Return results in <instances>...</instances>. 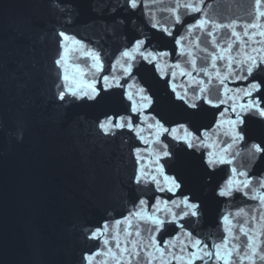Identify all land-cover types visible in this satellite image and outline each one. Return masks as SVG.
Instances as JSON below:
<instances>
[{
    "label": "water",
    "instance_id": "water-1",
    "mask_svg": "<svg viewBox=\"0 0 264 264\" xmlns=\"http://www.w3.org/2000/svg\"><path fill=\"white\" fill-rule=\"evenodd\" d=\"M92 2L63 0L61 6L64 10L60 11L53 0H0V264H83L85 252L102 248L101 242L86 238L87 231L106 220L110 229L115 230L112 221L121 219L132 207V201L140 195L135 191L138 186L130 181L136 167L130 148L148 146L132 138L130 133L118 134L114 139L100 138L84 123L94 122L103 111L123 112L125 104L120 101V90H114L117 95L97 108L69 106L61 110L57 107L55 84L59 82L61 72L54 64L59 52L57 33L66 31L76 39H83L89 47L103 48L106 74L117 50L129 44L134 36H147L146 47L170 51L169 64L183 60L177 55L175 37L185 34L187 29L178 25L173 35L167 36L151 28V22L140 18L138 13L133 17L135 23L106 33L104 25L110 20L99 19L92 10ZM207 3L211 7L205 11L217 21L228 23L238 20L240 26L236 31L241 34V40H247L243 36L242 25L251 18L254 0H207ZM162 6H166V0L165 4L155 5L153 10ZM261 7L264 10V4ZM160 15L157 12V16ZM184 19L185 24H190L194 18L188 15ZM260 23L264 24V18ZM221 31L228 32L227 29ZM233 40V53L243 48L249 54L257 55L251 49L264 47L251 40L247 45L236 42L235 38ZM66 43L70 47L69 65L78 64L83 78L91 79L94 70L89 68L90 61L82 55L84 49L80 45ZM260 54L264 55V52ZM239 59H244L243 51ZM200 63L198 60V66ZM225 63L217 61L222 73ZM161 67L168 70L163 63ZM233 67L239 71L235 64ZM68 72L77 74L73 67H68ZM135 75L141 85L144 79L153 83L167 103L163 82L155 83L158 77L152 65L140 62ZM193 75L207 82L202 73ZM180 82L177 75V83ZM225 83L229 89L236 90L246 88L249 81L233 77ZM213 84H218V81L214 80ZM255 95H264V92ZM234 99L243 103L246 98L239 92L235 93ZM231 103L209 110L199 122L203 128L215 129V132H209L207 146L190 156L184 169L185 193L194 194L202 203L201 218L191 226L186 224V227L194 229L202 238L211 235L215 242L225 228L231 227L238 237L232 239V235L229 236V246L234 247L246 243V237L234 225L248 220L245 227L252 229L250 234L259 246L264 239L261 235L264 219L254 220L251 216L259 217L260 213L253 212L234 220L233 224L220 225L222 215L234 213L238 208L254 209L258 201L239 194L228 200L216 196L217 186L223 185L232 175L230 166L219 165L213 171L203 161L209 152L216 154L231 143V138L226 135L230 129L228 120L235 119V114L230 111ZM219 111H225V116L221 128L216 129L213 113L218 115ZM69 115L71 119L67 118ZM244 118L246 125L242 127L249 143L264 140V118L256 113L246 114ZM145 138L149 137L145 135ZM233 150L240 155L233 156L230 150L229 158L241 163L245 143L237 142ZM254 170L258 175L264 174V164H257ZM165 171L174 174L169 172L167 165ZM170 196L167 192L148 193L150 204L152 197L167 200ZM178 196L179 193L171 198ZM124 227V224L119 226L121 230ZM179 233L176 224L166 223L156 238L163 243ZM180 238L183 240V236ZM102 259L103 256L97 257V261ZM166 259L170 264H177L170 256ZM109 264L113 262L109 260ZM204 264L212 262L206 258ZM243 264H248V261L244 260Z\"/></svg>",
    "mask_w": 264,
    "mask_h": 264
},
{
    "label": "snow or ice",
    "instance_id": "snow-or-ice-1",
    "mask_svg": "<svg viewBox=\"0 0 264 264\" xmlns=\"http://www.w3.org/2000/svg\"><path fill=\"white\" fill-rule=\"evenodd\" d=\"M53 2L60 11L64 10L61 6L63 0ZM157 4H165V0H93L92 10L99 19L110 20L104 25L106 33L135 23L133 17L138 13L140 18L151 22V28L167 36L173 35L176 26L185 27L187 32L175 37L177 55L183 60L169 64L167 58L172 56L170 51L146 47L147 36H134L129 44L117 50L105 74L103 48L89 47L83 39H76L66 31L57 33L60 38L59 52L54 64L61 70L59 82L55 84L57 107L61 110L69 106L97 108L117 95L114 90H120V101L125 104L123 112L103 111L94 122L84 123L100 138L114 139L118 134L123 136L130 133L132 138L148 146L130 148V155L136 165L130 181L132 185L138 186L135 191L140 195L132 201V207L121 219L112 221L115 230L110 229L109 221L106 220L87 231L86 238L101 242L102 248L85 252L82 262L109 264L111 260L113 264H170L166 259L170 256L177 264H197V261L204 264L206 258L212 264H243L244 260L248 264H264V239L258 246L255 237L250 234L252 229L245 227L248 220L234 225L246 237V243L234 247L229 246V236L232 235V239L238 237L233 234L231 227L225 228L218 242L211 235L202 238L194 229L189 230L186 224L191 226L202 216V203L194 194L184 191V169L189 164L188 158L206 147L209 132H215V129L200 125L202 116L232 101L230 111L235 114V119L228 120L230 129L226 133L231 143L216 154L209 152L203 161L213 171L219 165L230 166L232 175L223 185L217 186L216 196L228 200L239 194L258 201V206L251 210L238 208L234 213L228 212L221 216L220 225L233 224L234 220L253 212L260 215H252V219H264V174L258 175L254 170L257 164H264V140L249 143L242 127L246 125V114L256 113L264 118V95H255L264 92V79H261L264 77V55L260 54L264 52V47L251 49L257 55H251L243 48L232 52L233 38L243 45H247L249 40L264 45V30H259L264 28V24L260 23L264 18L261 7L264 0H254L251 18L242 25L243 36L247 40H241V34L236 31L240 26L238 20L223 23L210 17L205 11L211 7L207 0H166V6L154 11ZM157 12L161 15L157 16ZM188 15L194 19L192 23L185 24L184 18ZM225 29L228 32L221 31ZM66 42L84 49L82 55L90 61L89 68L94 70L91 79L83 78V71L78 64L69 65L70 47ZM75 51L80 52V49ZM241 51L244 59H239ZM198 60L201 61L199 66ZM217 61L226 62L223 73ZM140 62L153 66L158 77L156 84L163 82L166 104L153 83L147 79L143 80V85L138 83L135 69ZM162 63L167 71L161 67ZM234 64L239 71L234 69ZM68 67L75 68L77 74L70 75ZM193 73H202L207 82ZM177 75L180 83H177ZM233 77L249 81L247 87L229 89L225 81ZM214 80L218 84H213ZM129 81L132 83L129 84ZM239 92L246 98L243 103H237L234 99L235 93ZM213 115L216 116L215 128H221L225 111ZM67 118L72 117L69 115ZM145 135L149 138L146 139ZM240 141L245 143L246 150L242 162L237 164L228 154L231 150L233 156L240 155L233 150V145ZM124 142L127 143L126 140ZM166 165L169 172L174 174L165 171ZM151 191L167 192L171 196L179 193V196L176 199L170 196L167 200L152 197L150 204L148 193ZM166 223L176 224L180 233L161 243L156 237ZM121 224L125 225L122 230L119 228ZM261 235H264V231ZM101 256L104 259L97 261V257Z\"/></svg>",
    "mask_w": 264,
    "mask_h": 264
}]
</instances>
